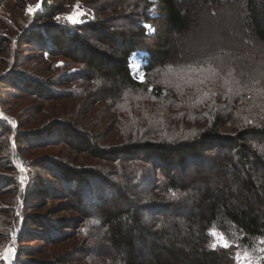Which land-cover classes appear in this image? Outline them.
<instances>
[{"label": "trees", "instance_id": "trees-1", "mask_svg": "<svg viewBox=\"0 0 264 264\" xmlns=\"http://www.w3.org/2000/svg\"><path fill=\"white\" fill-rule=\"evenodd\" d=\"M186 1L85 0L94 17L72 24L62 15L64 0H41L36 13L20 21L17 35L0 37V51L16 42L15 58L0 76V252L10 246L13 264H41L29 263L27 247L19 243L50 234L63 238L60 227L74 229L78 244L68 252L81 248L53 264H236V253L244 250L264 264V79L249 82L241 70L237 78L234 72L227 76L222 67L229 86L218 82L217 95L203 103H197L202 93L195 87L164 81L173 48L168 37L155 33L186 32L191 24ZM238 1L243 23L264 44V0ZM116 21L124 23L122 31H112ZM143 22L155 26L154 36ZM136 51L148 54L143 83L129 68ZM235 81L248 86L239 95L228 91L235 92ZM73 82L79 86L69 88ZM3 94L45 101L84 96L87 105H104L87 127L80 124L83 130L56 121L51 128L22 132ZM61 109L68 117L74 111L69 103ZM102 118L113 125L107 135L100 132ZM245 118L259 126H245ZM67 127L80 132L68 134ZM54 133L58 140L52 146L65 143L66 136L69 149L97 163L77 169L63 159L28 162L23 145ZM39 167L65 191L58 185L56 192L43 189ZM61 194L73 203H66L65 210L75 214L68 226L25 213L33 198ZM212 228L233 246L211 248Z\"/></svg>", "mask_w": 264, "mask_h": 264}, {"label": "rangeland", "instance_id": "rangeland-1", "mask_svg": "<svg viewBox=\"0 0 264 264\" xmlns=\"http://www.w3.org/2000/svg\"><path fill=\"white\" fill-rule=\"evenodd\" d=\"M64 1V7L66 8L62 14L63 17L73 13L75 10L74 6L77 5L79 6V11L84 13V15L78 18V23L87 21L89 18L91 19L94 17V13L89 12L90 8L85 4L83 5L85 0ZM38 2L40 4L41 0H3L0 3V37H5L7 39L14 34L17 35L20 21H27L29 18L28 16L33 15L38 10L36 9L34 12L29 13V6L35 7ZM221 3L223 4L217 5L215 0H211L205 5H202L200 0L186 1V4L189 7L191 24L182 35L175 33L166 35L160 33L158 29L156 31L157 33H155V26L150 25L148 22H143L141 25L148 30L149 35L154 36L153 34L155 33L156 35H159L160 39H167V37L170 39L173 48V53L170 54V57H172L170 62L172 63L171 67L173 69L193 63L197 60L203 61L207 57L212 56L219 58L212 60V63H214L213 66L219 69L225 67L227 72H234L236 74V78L238 77V71L241 70L246 72V78L249 82L264 79V44L256 41L251 35L248 26L243 23V13L245 12L243 10V3L238 0H221ZM160 18L161 17H159V20H161ZM123 25L124 23L116 21L113 27L114 30L112 31H122ZM90 44L91 46H94L96 43L91 39ZM15 47V40L3 45L0 51V76L9 69L10 63H12V58H15V55L12 53ZM97 47H99V45L95 46V48ZM27 49L29 50V48ZM101 49L104 50L103 47ZM28 52L31 53V51ZM141 55V51H136L130 57L131 75L137 81H140L139 77L141 75H143L145 79L143 72L145 60L140 58ZM156 64L159 63L156 62ZM71 68L73 69V67ZM165 74L168 77H165L164 81L172 80L182 82L178 79L174 72L166 70ZM162 85L164 88H171V85ZM78 86L79 84L77 82H73L70 84L69 88H76ZM10 92L14 94L13 90ZM3 99L6 101V109L10 114L9 116L19 122L18 130L22 132L35 131L45 125V127L48 126V128H51L55 125H59V123L56 124V121L66 122L73 127L79 126L78 129L83 130L81 129L80 124L83 127H87L88 122L93 121L92 115L94 116L101 111L103 109L102 105H104L103 102L97 104V106L87 105L84 96L45 101L41 98L32 97L30 94H25V96L19 94L12 96L3 94ZM67 103H69L74 109L69 117L68 114H66L67 110L61 109V107ZM75 109L77 112H75ZM82 115L85 117L83 116L82 118ZM87 119L88 121L85 122ZM106 121L107 119L104 121L102 118L100 123L102 124V128L100 130L102 135H107L113 128V125ZM67 128L70 129L68 134L72 132L75 133V131L80 132L72 127ZM91 128L93 129L92 126ZM91 128H88L90 130H86V132L91 134ZM62 130L64 129L62 128ZM63 133L67 136V132ZM66 136H61L63 140H66L64 141L65 143L56 144L57 146H52L53 142L58 140L57 134L55 133L50 136V138H46L42 142L35 143L33 140H30L26 145H23L22 149L26 154V160L34 165H37L45 161L46 158H52L58 161L59 159H63L65 162H68V164L77 169H83L86 166L95 165L97 163L95 160H91L90 158L88 159L86 154L69 149L66 144L71 140H69L70 138ZM82 136L85 137L84 135ZM1 146L2 141L0 143V147ZM37 169L41 170L39 171ZM36 170L39 171L38 178L42 177L43 179H46L43 189L48 192H56L58 190V185L62 191H65V186L61 185L59 180L57 181L50 176L45 178V168L39 167L36 168ZM33 171L34 169L32 168L31 173ZM70 189L72 191L76 190V188ZM52 196L53 197H46L45 195H42L40 197L33 198L31 201V205L33 206L31 207V205H28L29 207L26 209L25 213H29L34 217L35 215H40L46 221L50 219L51 222L56 225L60 223L68 226V224L74 220L75 214L70 210H65L67 207L66 203H73L68 200L67 195L61 194L60 196ZM2 197L6 198V194ZM58 229L61 233L66 234V236L62 238L60 235L50 234L49 239L44 237L46 239L41 238L39 240H30L28 243H19V245L27 247V252L29 253L27 261L29 263H56L58 259L62 260L64 254L68 252V249L72 244H78L76 237H74L73 228L70 229L60 227ZM37 231H40V229ZM52 238L56 239L52 242ZM91 246L92 245L88 244L85 247L86 251H89L92 248ZM77 247L78 248L75 250L77 251L78 249L79 251L81 246L78 245ZM75 250H70L69 252H73ZM13 256L14 250L10 246H7L0 252V264H13ZM254 264L259 263L254 261Z\"/></svg>", "mask_w": 264, "mask_h": 264}, {"label": "snow or ice", "instance_id": "snow-or-ice-1", "mask_svg": "<svg viewBox=\"0 0 264 264\" xmlns=\"http://www.w3.org/2000/svg\"><path fill=\"white\" fill-rule=\"evenodd\" d=\"M74 7L75 10L73 11V13L65 17V19L71 22L72 24L78 23L79 22L78 18L84 15L83 12L79 11L78 5ZM39 8H40V4L38 2L35 5V7L29 6L28 12L32 13ZM57 19H59V17H57ZM214 59H219V58L209 56L203 61L197 60L193 63L179 66L176 69H173L171 66H168V71L174 72L178 77V79L180 81H183V84L185 86L189 88L195 87L198 92H201L202 99H199L197 103H203L205 100H208L211 97L217 95V92L214 89L217 86L218 82H219V87L221 88L227 87L229 83L228 80L225 79L224 75H221L220 69L213 66L212 60ZM226 75L231 76L232 75L231 71H229ZM139 79L142 83L144 82L143 75H141ZM235 83L238 87L236 88L234 93L231 87L228 88V91L233 95H239L242 90L248 87L247 84H244L241 81H235ZM175 87L181 92V94H183V87L180 83H177ZM203 88H207V91H204ZM149 91L151 92V89H149ZM262 111H264V108H262ZM245 126L258 127L259 125H254L253 121L245 118ZM193 135H195V133H193ZM260 151L261 154H264V146H260ZM23 182H24V177H21V183L23 184ZM208 234L213 238L212 243L209 245L213 249L217 247L230 248L233 246L230 243L229 238L226 237L223 233L218 232L215 228L210 229ZM261 243H264V240H262ZM261 251H264V249H261ZM235 260H236V264H254L252 256L247 250H244L242 252H237L235 256Z\"/></svg>", "mask_w": 264, "mask_h": 264}]
</instances>
